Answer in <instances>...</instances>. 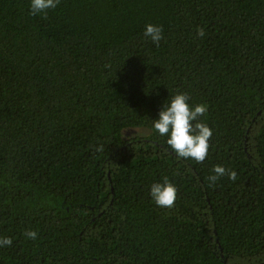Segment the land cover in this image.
I'll list each match as a JSON object with an SVG mask.
<instances>
[{"label":"trees","instance_id":"1","mask_svg":"<svg viewBox=\"0 0 264 264\" xmlns=\"http://www.w3.org/2000/svg\"><path fill=\"white\" fill-rule=\"evenodd\" d=\"M30 3L0 0V264H264V0ZM178 92L207 107L202 163L153 127Z\"/></svg>","mask_w":264,"mask_h":264},{"label":"clouds","instance_id":"2","mask_svg":"<svg viewBox=\"0 0 264 264\" xmlns=\"http://www.w3.org/2000/svg\"><path fill=\"white\" fill-rule=\"evenodd\" d=\"M59 3L60 0H31L30 14L33 16L40 14L47 18L48 10L55 9ZM197 35L203 37L204 29L198 28ZM144 36L149 37L154 44L159 46L163 39L162 26L147 24ZM189 100L187 93L175 94L167 104L163 105L158 119L153 121V127L161 136L168 137L167 144L178 158H191L202 163L208 155L209 141L213 133L210 127L200 119L207 111L206 105H190ZM98 150H103V146ZM213 173L208 177L212 184L225 175L233 181L237 178L234 170L220 165L214 166ZM150 195L157 206L171 209L177 198V188L168 177H164L162 183H154L151 186ZM24 235L32 240L37 238L36 231L29 230ZM12 243L10 237L0 238V247L11 246Z\"/></svg>","mask_w":264,"mask_h":264},{"label":"rangeland","instance_id":"3","mask_svg":"<svg viewBox=\"0 0 264 264\" xmlns=\"http://www.w3.org/2000/svg\"><path fill=\"white\" fill-rule=\"evenodd\" d=\"M146 132V130L145 129H143V128H134V129H128V130H126L125 131V134H126V136L127 135H129V136H133V135H137V134H139V135H143L144 133Z\"/></svg>","mask_w":264,"mask_h":264}]
</instances>
